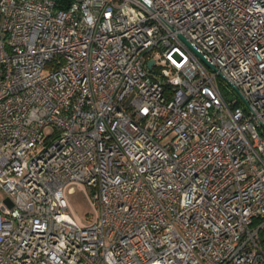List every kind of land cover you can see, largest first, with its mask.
Segmentation results:
<instances>
[{
  "label": "built area",
  "instance_id": "obj_1",
  "mask_svg": "<svg viewBox=\"0 0 264 264\" xmlns=\"http://www.w3.org/2000/svg\"><path fill=\"white\" fill-rule=\"evenodd\" d=\"M0 189V264H264V0H0Z\"/></svg>",
  "mask_w": 264,
  "mask_h": 264
},
{
  "label": "rangeland",
  "instance_id": "obj_2",
  "mask_svg": "<svg viewBox=\"0 0 264 264\" xmlns=\"http://www.w3.org/2000/svg\"><path fill=\"white\" fill-rule=\"evenodd\" d=\"M220 92L227 100L235 97V93L231 91L223 81L218 80ZM89 195H92L91 189L87 188ZM0 194L4 197L3 191L0 189ZM67 198L72 207L73 213L82 221H88L93 217V209L85 191L77 186L71 187L67 192Z\"/></svg>",
  "mask_w": 264,
  "mask_h": 264
},
{
  "label": "water",
  "instance_id": "obj_3",
  "mask_svg": "<svg viewBox=\"0 0 264 264\" xmlns=\"http://www.w3.org/2000/svg\"><path fill=\"white\" fill-rule=\"evenodd\" d=\"M179 37L199 56V58L205 62L209 67L213 68V65L210 64L204 57L203 55L198 52L195 48H193V46L182 36V35H179ZM152 64V60L148 61V64L147 66L150 67Z\"/></svg>",
  "mask_w": 264,
  "mask_h": 264
},
{
  "label": "crops",
  "instance_id": "obj_4",
  "mask_svg": "<svg viewBox=\"0 0 264 264\" xmlns=\"http://www.w3.org/2000/svg\"><path fill=\"white\" fill-rule=\"evenodd\" d=\"M4 195H5V193H4ZM0 198L5 199L6 198V195L4 197H2V195L0 194Z\"/></svg>",
  "mask_w": 264,
  "mask_h": 264
},
{
  "label": "trees",
  "instance_id": "obj_5",
  "mask_svg": "<svg viewBox=\"0 0 264 264\" xmlns=\"http://www.w3.org/2000/svg\"><path fill=\"white\" fill-rule=\"evenodd\" d=\"M263 237H264V234H263Z\"/></svg>",
  "mask_w": 264,
  "mask_h": 264
}]
</instances>
